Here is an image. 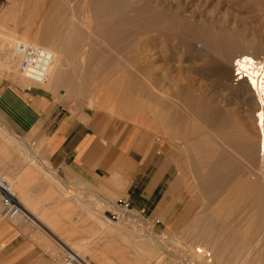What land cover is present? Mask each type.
<instances>
[{
	"label": "rangeland",
	"instance_id": "obj_1",
	"mask_svg": "<svg viewBox=\"0 0 264 264\" xmlns=\"http://www.w3.org/2000/svg\"><path fill=\"white\" fill-rule=\"evenodd\" d=\"M53 1L60 3L58 7L61 14L57 18L54 17L55 20L52 19L53 17L48 18L49 15L47 16L49 14L47 10ZM83 1L87 3L85 5L89 6L88 8L85 7ZM10 2L14 7L12 10L16 13L17 23L15 25L18 27L12 32L16 31L15 35L18 37L10 36L13 34L12 32L10 34L5 30H0V71L2 70L23 88L47 92L64 113L75 116L87 114L108 117L112 122L110 126L115 131L135 128L148 135L152 142L156 143L157 151L171 157L177 163L181 173L182 187L189 195L186 198L187 202L184 203L185 214L182 221L178 224L172 223V226L168 228H162L159 223L153 222L146 216L143 217L141 211L138 210L131 211V215L124 220L111 222L108 219V212L116 210L114 201L123 195L116 194L108 198L104 188H95L88 184L77 185L75 179L63 176L52 167L48 151L41 139L16 135L0 118V131L2 129L4 134L1 135L2 132H0V175L9 178L15 192H18L20 187L26 191L28 189L31 201H27L26 205H31L34 202L32 205H35L36 208L33 206L35 208L33 209L32 205L29 207L40 219L39 223L24 216V219L30 224L20 230L22 245L30 244L31 247L26 254L21 255L16 264H65L68 254L74 256L76 264H83L79 256H75L69 251V247L83 257L88 264H160L163 257L164 264H177L175 260L180 261V258L177 257L179 256L177 254L178 246L190 250H193L194 247V251L198 247L203 248L204 252L210 253L214 264L224 262V259L223 262H220V256L226 258L235 256L228 264H264V236H257L255 228L250 222L259 213L261 206L264 207V204L258 203L259 194H264V172L263 160L259 156V129L254 115L257 105L251 101L244 92L245 90L239 87L238 81L233 76V60L238 50L246 49L258 60L264 58V0H163L162 3L168 9V13L175 17L178 16L179 23L176 33L167 31L164 36L155 31L147 32L139 36L143 39V47L136 49L142 51L145 62L149 64L150 69H154L151 71L150 79L153 81L158 79L157 88H167L169 94L162 95L160 93L161 96L160 94L159 96L151 94L147 88L148 85L142 83L136 87L135 93L131 92L133 97L130 96V98L132 99L126 98V104L131 106V109L126 111L121 107L124 98L119 95L122 98L120 100L118 95L112 91L111 93L109 89H113L112 86L115 88L116 85L121 90H127L130 87L129 91H133L131 89L135 86H131L133 79H130L132 76L130 72L134 69L135 77L139 73L135 68L130 67V61L127 59L136 53L130 55L129 52H124L121 56V58L123 57L122 61H120L124 64L111 63L112 60L116 62L114 60L118 58V55L107 43L108 41L106 42L107 38L105 37L111 32L110 30L114 31L115 26L109 15L99 14L100 4L97 0H77L73 3L75 7H78L75 11L76 16L69 13L68 6L63 0L60 2L59 0H0L1 12L10 5ZM35 5L43 9L45 6V9L39 8L38 12H35L37 8ZM102 17H107L109 22L105 20L107 18L102 19ZM186 21H188L187 24L194 22V40L182 35V28L187 27ZM86 24L90 26H86ZM103 25L106 26L101 27ZM108 25H111L109 28H113L109 32L107 29L106 34L104 28H107ZM85 26L88 29L92 27L87 30ZM204 26L231 35L230 46L222 51L212 50L205 46L195 35L196 28ZM88 31L91 34L90 36L87 33L90 36L91 49L88 53L89 56L87 55L89 58H86L88 59L86 63L88 61L90 63H87L88 65L84 63V66L78 64L79 68L75 75L77 80L74 76L72 77L75 85H77L76 82H79L78 88L75 86L74 93L76 94L71 92L66 84L49 85V76L44 83L32 80L34 83L32 88L25 87L21 83L26 77L20 72V58L14 52V48L18 43H22L20 41L24 36H21L22 34L26 33L31 38L35 34L37 45L45 47L50 52H52L55 42L61 40L57 54L62 64L59 69L61 74H64L66 72L64 65L66 39L69 40L72 35H77L82 41L85 39V32ZM5 32L9 34L6 35ZM182 37H184V42L180 40ZM94 45L96 47L101 45L99 47L101 51ZM241 46L243 48H239ZM127 68L132 71H126ZM78 69L79 72H77ZM120 69L127 73L122 72L123 70L120 72ZM51 70L52 68L49 72ZM126 74L129 75V79L126 78ZM86 75V81H84ZM121 75L122 77L119 78ZM140 75L139 79L144 78ZM123 79L125 80L122 82ZM141 80L145 82L146 78ZM79 89L82 91L80 92ZM79 93H82L83 97ZM114 95L118 100L115 98L116 96L113 97ZM90 101H92V105L89 103ZM95 103L97 104L95 105ZM118 104L120 105L118 106ZM5 135L10 137L6 139ZM237 140H240L241 143ZM10 141L12 142L9 143ZM198 143L211 145L218 150L222 157L211 158L212 160L205 159L199 155ZM253 143H256L255 147L257 148L255 160L249 157L247 159L240 147V145L252 146ZM15 144L19 145L17 149ZM23 155L28 156L24 159ZM224 155L227 156L226 159ZM32 157L33 159L35 157L34 161L36 162L31 161ZM14 162L18 165L15 166ZM40 165L43 168H40ZM41 169L55 171L56 175L65 182V191L60 188L59 190L52 189V192L50 188L44 187L43 191L47 188L46 191L49 190L48 193H44L40 186V181L44 177L42 175L44 171ZM229 170L233 172L231 181L226 179ZM213 175H218V177L216 176L217 180L221 178L217 183H213L214 186L211 182V180L214 182ZM40 176L41 178H38ZM204 178L207 179L210 186L207 185ZM20 181L24 182L23 186L19 184ZM217 184L221 185L222 191L218 189ZM216 189L221 192L218 194ZM228 193H236L238 196L230 198ZM105 201L108 203L106 204ZM110 202L112 203L110 204ZM87 207L97 210L99 213L87 211L90 209ZM100 214L107 218H103ZM98 217L100 219H97ZM215 217L219 221L213 228L212 218L215 219ZM99 221H103L104 224ZM130 221L134 222L137 228L130 226ZM7 223L16 222L0 216V225ZM193 223V229L187 230L188 226ZM212 228L214 236L208 238L210 242L207 243L202 240V234ZM128 230H132V233ZM34 232L36 234H33ZM57 237H60L61 240ZM155 241L158 243L163 241L166 244L165 248L163 245L158 246ZM140 243L154 247L155 253L152 256L143 255ZM236 256H239L240 259L239 257L237 259Z\"/></svg>",
	"mask_w": 264,
	"mask_h": 264
},
{
	"label": "crops",
	"instance_id": "obj_2",
	"mask_svg": "<svg viewBox=\"0 0 264 264\" xmlns=\"http://www.w3.org/2000/svg\"><path fill=\"white\" fill-rule=\"evenodd\" d=\"M13 8L10 2L0 10V24L12 22ZM0 118L16 135L41 139L52 167L77 185L104 188L108 198L123 195L133 210L162 228L182 221L189 195L181 173L148 135L135 128L115 131L108 117L64 113L47 92L23 88L2 71ZM19 228L24 229L20 222L0 225V264H16L30 250V244L22 245ZM140 245L143 255L155 253L149 244Z\"/></svg>",
	"mask_w": 264,
	"mask_h": 264
},
{
	"label": "bare ground",
	"instance_id": "obj_3",
	"mask_svg": "<svg viewBox=\"0 0 264 264\" xmlns=\"http://www.w3.org/2000/svg\"><path fill=\"white\" fill-rule=\"evenodd\" d=\"M39 1H41V0H39ZM60 1H62V0H59V2ZM162 1L163 0H97V2H99V4H100V12H99V14L101 13L102 14V16L104 15V14H107V16L109 15V17L112 19V24L115 26V29H114V31H112V30H110L111 28H113V27H111V28H109L111 25H108V27L107 28H104V33H106L107 34V29H108V32H109V30L111 31V32H109L108 33V35H106V37L105 38H107V40H106V42L108 43V44H110V46H112V48H113V50L114 51H116L117 52V55H118V58H116L114 61H116V62H113V60H112V64H114V63H117L118 65H119V63H120V61H122V58H121V56H123V54H124V52H129L130 53V55H131V53H136V55L135 54H133V55H131V56H129L128 57V59L127 60H129L130 61V67H133V68H135L136 70H137V72L139 73V74H141L140 75V77L142 76H144V78H146V80H145V82L143 81L142 82V80L141 79H143L144 80V78H141V79H139V74H137L136 75V77H135V74L136 73H134L133 74V71H134V69H133V71L132 70H130V68L128 69H126V71H128L129 70V72L130 71H132V72H130V75H132V76H130V79L132 78L133 79V81H131L132 82V85L131 86H135L134 88H132L131 90H133V91H129L130 89V87H128V89L127 90H125V89H123V90H121V89H119V88H117L116 87V85H115V88H114V86H112L113 87V89L112 88H108L109 89V91L111 92H113L114 94H117L118 95V97H119V95H120V97H122V98H124V103H123V101H122V104H121V102H120V104L122 105L121 107H123V109L126 111V110H128V109H131V106L130 105H128V104H126V98H129V99H132V98H130V96H132V93L131 92H134L135 93V89H137L136 87L138 86V85H140V84H147L148 86H147V88L149 89V91H150V93L151 94H154V95H158L159 96V94L161 93L162 95L163 94H169V90H167V88H163V89H159V88H157L158 86H157V84L159 83V80L158 79H155L154 81L152 80V79H150L151 78V76H150V74H151V71H152V69L153 68H151L150 69V66H149V64L147 63V62H145L146 60L143 58V54H142V51L140 50L139 51V49H140V47L144 44L143 43V39H141L139 36L140 35H143V34H145V33H147V32H151V31H155V32H158L160 35H164L165 36V34L167 33V31H172V32H175L176 31V28H177V25H178V16L177 17H175L174 15H172L171 13H168V9H166L165 8V6L163 5V3H162ZM43 2V1H42ZM58 2V1H57ZM63 2L64 3H66V5L68 6V11H69V13L71 14V15H75L76 13H75V11H77L76 10V7H75V5H73V3H75V2H77V0H63ZM84 2V1H83ZM94 2V1H93ZM93 2H91V3H93ZM249 2H251V1H249ZM254 2V1H253ZM263 2V1H262ZM79 3V2H78ZM238 3H239V1H238ZM58 4H60V3H56V2H52V4H51V6H50V8L47 10V12L49 13V14H47V16H48V18H52V19H54V17H59V15L61 14L60 13V10H59V7H58ZM80 4V3H79ZM78 4V6H81V5H79ZM85 4H87L86 2H84V5ZM90 5V4H89ZM32 6V5H31ZM36 6V5H35ZM37 7V8H36ZM35 8H36V10H35V12H38L37 10H39V8H41L40 6L38 7V6H36ZM85 7H89V6H86L85 5ZM84 7V8H85ZM31 8V7H30ZM34 8V9H35ZM83 8V7H82ZM90 8H91V6H90ZM43 8H41V10H42ZM44 9H45V6H44ZM43 9V10H44ZM77 9H78V7H77ZM154 9H156L157 11H155ZM98 10V9H97ZM170 10V9H169ZM94 11V10H93ZM88 13V10H87V12H86V14ZM85 14V15H86ZM51 15V16H50ZM70 15V16H71ZM94 15H95V17H96V14L94 13ZM93 15V16H94ZM69 16V15H68ZM76 16V15H75ZM88 16V15H87ZM98 17H100V16H98ZM55 18V19H56ZM72 18V17H71ZM75 18V17H74ZM91 18V17H90ZM97 18V17H96ZM105 18H107V17H105ZM105 18H103L102 17V19H105ZM16 19H17V17L15 16V18L12 20V22L10 23V24H8V25H5V24H0V30H5V31H7V32H9L10 34H11V32L12 31H14L15 30V28L17 27V25H15V23H17L16 22ZM54 19V20H55ZM92 19V18H91ZM180 19V18H179ZM80 20V19H79ZM101 20V19H100ZM105 20H108V18L107 19H105ZM83 21V20H82ZM93 21V20H92ZM68 22V21H67ZM102 22H105V21H103L102 20ZM107 22H109V20L107 21ZM187 22L188 21H186V24H187ZM55 23V22H54ZM74 23V22H73ZM76 23V22H75ZM83 23V22H82ZM51 24V23H50ZM84 24V23H83ZM184 24V23H183ZM53 25V24H52ZM69 25V24H68ZM99 25H101V24H99ZM180 25V24H179ZM86 26H90L89 24L87 25L86 24ZM86 26H85V28H86ZM97 26V25H96ZM95 26V27H96ZM106 26V25H105ZM104 25L103 26H101V27H105ZM186 26V25H185ZM38 27H40V26H38ZM92 27V26H91ZM90 27V28H91ZM97 27H100V26H97ZM96 27V28H97ZM18 28V27H17ZM73 28V27H72ZM90 28L88 29V27L86 28L87 30H90ZM94 28V27H93ZM38 29H40V28H38ZM37 29V30H38ZM73 29H75V28H73ZM99 29V28H98ZM180 29V28H179ZM183 30H182V35L183 36H187V37H189V38H191V40H194V22L193 23H191V24H187V27H184V28H182ZM215 29V28H214ZM214 29H211V28H208V27H203V28H196V30H195V32H196V37L198 38V40H200V42H202L205 46H207V47H209L210 49H212V50H220V51H222V50H225L228 46H230L229 44H230V42L232 41V36L231 35H228V34H226V33H224V32H221V31H219V30H214ZM69 30V29H68ZM72 30V29H71ZM86 30V31H87ZM95 30V29H94ZM100 30V29H99ZM98 30V31H99ZM178 30V29H177ZM101 31V30H100ZM24 32H26V31H24ZM72 32V31H71ZM71 32H69V33H71ZM76 32V31H75ZM3 33V32H2ZM6 33V32H5ZM9 33H6V35L7 34H9ZM13 33V32H12ZM15 33H16V31L13 33V34H11L10 36H14L15 35ZM73 33H74V31H73ZM72 33V34H73ZM86 33V36H85V39L84 40H82V41H80L79 40V36H77V35H72L70 38H69V40L68 39H66V41H67V43H66V41H65V43H66V54H65V57H64V65H65V67H66V72L64 73V74H61V71H60V69H59V67H62L61 65V62H60V57H59V55L57 54V52L59 51V49H60V46H61V43H60V41L61 40H58L57 42H55V44H54V47H53V49H52V52H50L48 49V51L52 54V56H53V59H52V63H51V66H50V68H52V70H51V72H49L48 71V73H49V75H47V78H48V76H49V78H50V80L48 81L49 82V85H52V86H55V85H59V84H66V86H68L69 88H70V90H71V92H73L74 93V91H76V89H75V86L78 88V86L77 85H79L78 83L79 82H76L77 83V85H75V82L72 80V77L74 76V78L76 77L75 75H76V70H77V68H79L78 67V64H82L83 66H84V63H86V60H88V59H86V58H89V57H87V55L89 56V50L91 49V41L89 40V37L91 36V34H89V31L88 32H85ZM87 33L90 35V36H88L87 35ZM101 33H103V32H101ZM100 33V34H101ZM176 33V32H175ZM180 33H181V30H180ZM67 34V33H66ZM75 34V33H74ZM24 35V36H23ZM17 35H15V37H16ZM20 36V35H19ZM21 36H23L21 39H20V41L22 42V43H26V44H28V45H33V46H36V47H41V48H44V49H46L45 47H43V46H41V45H37V42H36V36H35V34H34V37L33 38H31L30 36H27V34L25 33V34H22ZM70 36V35H69ZM100 37H101V35H99ZM103 36V35H102ZM105 36V35H104ZM103 36V37H104ZM18 37V36H17ZM184 37H182L180 40L182 41V42H184V39H183ZM56 41V40H55ZM234 42H235V40H233ZM102 42V41H101ZM105 42V41H104ZM21 43V44H22ZM29 43H33V44H29ZM98 43V42H97ZM106 43V44H107ZM63 44V43H62ZM99 44V43H98ZM236 44V43H235ZM192 45V44H191ZM95 46V45H94ZM96 47V46H95ZM94 47V48H95ZM99 47H101V45H99ZM99 47H96L97 49H99ZM143 47V46H142ZM95 48V49H96ZM136 48H139L138 50L136 49ZM239 48H243L242 46L241 47H239ZM96 49V50H97ZM101 49V48H100ZM99 49V50H100ZM134 49H135V51H134ZM194 49V48H193ZM95 50V51H96ZM103 50V49H102ZM93 51V50H92ZM101 51V50H100ZM134 51V52H133ZM14 52L16 53V55H18L19 56V58H20V66H19V68H20V72L22 73V75L24 76V77H26V78H24L22 81H21V83L25 86V87H30V88H32L33 87V81H35V82H38V83H44V82H46L47 81V78L44 80V81H37V80H34V79H32V78H30V77H27V76H25V74L23 73V71H22V69H21V55L20 54H18V52L16 51V46H15V48H14ZM99 54V53H98ZM102 54V53H101ZM94 55V54H93ZM101 56H103V55H101ZM100 56V58H102ZM114 57V56H113ZM91 58V57H90ZM104 58V57H103ZM98 59H99V57H98ZM92 60V62H93V59H91ZM123 61H126V60H123ZM109 62V61H108ZM128 62V61H127ZM126 62V63H127ZM88 64L90 63L89 61L87 62ZM86 63V64H87ZM123 63V62H122ZM122 63H120V64H122ZM87 64V65H88ZM94 64V63H93ZM109 64V63H108ZM111 64V65H112ZM124 64V63H123ZM91 65V64H90ZM116 65V64H115ZM86 66V65H85ZM93 66V65H92ZM233 66H234V70H233V76H234V78H235V80L236 81H238V85H239V87H242L244 90V92L247 94V96L251 99V101H253L256 105H257V108L255 109V113H254V115H255V119H256V125H257V127H258V129H259V156H260V158H261V160H263V172H264V89H262V82H264V58L262 59V60H258V59H255L252 55H250V53L246 50V49H240V50H238V52H237V54H236V57L234 58V60H233ZM1 67V66H0ZM89 68H90V66H88ZM88 67H86V68H88ZM94 67H96V66H94ZM118 67V66H117ZM153 67V66H152ZM50 68H49V70H50ZM2 69H3V67H2ZM81 69V68H80ZM83 69V68H82ZM124 69V68H123ZM123 69H120L119 71L121 72V70H123ZM88 70V69H87ZM86 70V71H87ZM154 70V69H153ZM2 71V70H1ZM3 71H4V69H3ZM112 71V70H111ZM77 72H79V69H78V71ZM90 72V71H89ZM88 72V73H89ZM122 72H125L124 70L122 71ZM81 73V72H80ZM125 73H127V72H125ZM84 74V73H83ZM129 74V73H128ZM80 75V74H79ZM88 75V74H87ZM87 75L85 76V80L84 81H86V77H87ZM120 75V74H119ZM77 76H78V74H77ZM82 76V75H81ZM126 78H128L129 77V75H127L126 74ZM68 77V78H67ZM84 77V76H83ZM118 77V76H117ZM120 77H122V75L121 76H119V78ZM135 77V78H134ZM76 79V78H75ZM82 79V78H81ZM129 79V78H128ZM33 80V81H32ZM77 80V79H76ZM80 80V79H79ZM116 80V79H115ZM119 80V79H118ZM125 79H123V80H121L122 82L124 81ZM162 80L160 79V82H161ZM83 82V81H82ZM111 82V81H110ZM119 82V81H118ZM126 82V81H125ZM84 83V82H83ZM116 83V82H115ZM121 83V82H120ZM81 84V83H80ZM110 84V83H109ZM122 84V83H121ZM145 84V85H146ZM188 84V83H187ZM111 85V84H110ZM123 85V84H122ZM189 85V84H188ZM185 86V85H184ZM48 87V86H47ZM146 87V86H145ZM80 88V87H79ZM123 88V87H122ZM187 88V87H186ZM81 89V88H80ZM79 89V90H80ZM84 89V88H83ZM237 89H239V88H237ZM78 90V91H79ZM105 90V89H104ZM106 90H107V88H106ZM114 90V91H113ZM125 90V91H124ZM82 90H80V92H81ZM87 91V90H86ZM103 91V90H102ZM137 91V90H136ZM104 92V91H103ZM111 92V93H112ZM78 93V92H77ZM95 93V92H94ZM137 93V92H136ZM181 93V92H180ZM72 94V93H71ZM74 94H76V93H74ZM83 94H85V93H83ZM110 94V93H109ZM161 94H160V96H161ZM79 95H81L82 97H83V95H82V93H79ZM78 95V96H79ZM112 95V94H111ZM135 95H137V94H135ZM144 95V94H143ZM146 95H147V93H146ZM71 96V95H70ZM77 96V95H76ZM116 95H114L113 97H115ZM246 96V95H245ZM67 97V96H66ZM87 97H90V96H87ZM119 97V98H120ZM133 97V96H132ZM139 98H141L140 96H138ZM149 97V96H148ZM157 97V96H156ZM93 98V97H92ZM99 98V97H98ZM102 98V97H101ZM108 98V97H107ZM116 99H117V96L115 97ZM122 98H120V100L122 99ZM144 98V97H143ZM162 98V97H161ZM160 98V99H161ZM164 98V97H163ZM247 98V97H246ZM87 99V98H86ZM94 99V98H93ZM97 99V98H96ZM104 100H105V98H103ZM157 99V98H156ZM91 100V99H90ZM110 100H112V99H110ZM118 100V99H117ZM139 100V99H138ZM93 101V100H92ZM92 101H90L89 103L91 104L92 103ZM99 102H100V100H98ZM103 101V100H102ZM116 101V100H115ZM151 101V100H150ZM129 102V101H128ZM104 103V102H103ZM107 103H109V102H107ZM119 103V102H118ZM143 103V102H142ZM94 104V103H93ZM97 103H95V105H96ZM102 104V103H101ZM110 104V103H109ZM120 104H118V106L120 105ZM123 104H124V106H123ZM92 105V104H91ZM117 106V107H118ZM135 106V105H134ZM90 107H92V106H90ZM125 107V108H124ZM119 108V107H118ZM139 108V107H138ZM120 110H122V108H120ZM124 111V112H125ZM143 111V110H142ZM118 112V111H117ZM133 112H135V111H133ZM123 114V113H122ZM126 114V113H125ZM135 114V113H134ZM127 115H129V114H127ZM140 115V114H139ZM214 116V115H213ZM138 118V117H137ZM135 119V118H134ZM137 120V119H136ZM3 122V121H2ZM220 125V124H219ZM223 126V125H222ZM225 128V127H224ZM3 130L1 129V131L0 132H2ZM227 131V130H226ZM4 133H6V131H4ZM3 134V132L1 133V135ZM4 135V134H3ZM10 135H12V134H10ZM6 136V139L7 138H9L10 136H8L7 137V135H5ZM232 138H233V136H231ZM237 139V138H236ZM11 140V139H10ZM13 140V139H12ZM16 141V140H15ZM15 141H14V143H15ZM239 143H241L240 142V140H237ZM6 142V141H5ZM12 141H10L9 143H11ZM255 142V141H254ZM13 143V144H14ZM18 143V142H17ZM200 143V142H199ZM198 143V151L200 152H198L199 153V155L200 156H202V157H204L205 159L206 158H210V160H212L211 158H221L222 156L218 153V150L217 149H215V148H213L211 145H206V144H199ZM202 143V142H201ZM3 144H5L4 142H3ZM2 144V145H3ZM20 144V143H19ZM211 144V143H210ZM212 144H214L213 142H212ZM9 145V144H8ZM238 145V144H237ZM255 145H256V143H253V145L252 146H250V145H248V146H246V145H240V147H241V149H242V152H243V154H245L246 155V157H247V159H248V157L249 158H251V159H253V160H255V155H256V147H255ZM0 146H1V144H0ZM15 146H16V149H17V147L19 146V145H17V144H15ZM21 146V145H20ZM195 147V146H194ZM196 147H197V145H196ZM2 148V147H1ZM19 149V148H18ZM8 150V149H7ZM220 151V150H219ZM17 152V151H16ZM1 153V152H0ZM6 153H9V152H6ZM23 153V152H22ZM224 153V152H223ZM28 154V153H27ZM228 154V153H227ZM12 155V154H11ZM226 155V154H225ZM224 155V156H225ZM230 155V154H229ZM1 156V155H0ZM27 156L28 155H26V156H24L23 155V158L24 157H26L27 158ZM21 157V156H20ZM226 157L227 156H225L224 158L226 159ZM230 157V156H229ZM228 157V158H229ZM245 157V156H244ZM245 157V158H246ZM15 158V157H14ZM18 159H21V158H18ZM25 159V158H24ZM34 159H35V157H34ZM34 159H33V157H32V159H31V161L32 162H36V161H34ZM17 160V159H16ZM36 160V159H35ZM41 160V159H40ZM219 160V159H218ZM224 160V159H223ZM250 160V159H249ZM252 160V161H253ZM12 161V160H11ZM15 161V160H14ZM20 161V160H19ZM230 161V160H229ZM42 162H43V160H42ZM220 162H221V160H220ZM48 163V162H47ZM219 163V162H218ZM233 163V162H232ZM238 163V162H237ZM17 164V163H16ZM16 164H15V162H14V165L16 166ZM29 164V163H28ZM36 164H38V163H36ZM41 164V163H40ZM18 165V164H17ZM41 165H43V164H41ZM40 165V166H41ZM38 166H39V164H38ZM43 166H45V165H43ZM2 167V166H1ZM20 167V166H19ZM18 167V168H19ZM48 167V166H47ZM217 168H218V166H216ZM36 168V167H35ZM40 168H43L42 166L40 167ZM213 168H215V167H213ZM17 169V168H16ZM233 169V168H232ZM42 171H44V173L42 174V175H44V177H43V180H41L40 181V186L42 187V191H43V188L45 187H48V188H50V190H59L60 188H63L64 189V191H65V188H64V186H65V182H63L62 180H61V178H59L57 175H56V173H55V171L53 172L52 170L51 171H49V170H45V169H41ZM222 170V169H221ZM21 172V171H20ZM42 173V172H41ZM219 173V172H218ZM213 174H215V173H213ZM41 175V176H42ZM210 175V174H209ZM41 176L40 177H38V178H41ZM215 176V177H214ZM216 176L218 177V175H213V180H214V182L211 180V182H212V185H213V183H217L218 182V180H220L221 178H219L218 180L216 179ZM232 176H233V172H231V170H229V172H227V177H226V179H228V180H230L231 181V179H232ZM0 179H5V180H7L8 182H9V184H10V189H11V191L15 194V196H16V198H17V200H18V202H19V204H20V207H21V213H19L18 215H17V217L16 218H14V219H7V218H5V217H3L1 214H0V216L1 217H3V218H5V219H7V220H15V222H20L21 223V226L23 227V228H25L26 226H28L29 224H28V221L26 220V219H24V216H26V217H28V218H30V219H33L34 221H37V222H39L40 223V219H38V217H36V215H35V212H34V210H32V209H30L31 207H29V206H31V205H26V203H27V201H31V198L28 196V189H27V191H26V189H21V187L19 188V193L18 192H15V190H14V188H13V184H12V182L10 181V180H8L6 177H3L2 176V174L0 175ZM207 179H209V176H207ZM206 178H204V181H206L207 180ZM217 180V181H216ZM225 180V179H224ZM228 180H225V181H228ZM207 182V181H206ZM24 182L23 181H20L19 182V184L21 185V186H23L24 184H23ZM208 183V182H207ZM222 184V183H221ZM229 184H230V182H229ZM208 186H210V183H208L207 184ZM206 185V186H207ZM216 185V184H215ZM218 185V184H217ZM16 186V185H15ZM204 186V185H203ZM205 186V187H206ZM214 186V185H213ZM212 186V187H213ZM220 186V187H219ZM54 187H56V188H58V189H56V188H54ZM216 187V186H215ZM215 187H213V188H215ZM26 188V187H25ZM40 188V187H39ZM47 188V189H48ZM67 188V187H66ZM75 188V187H74ZM77 188V187H76ZM203 188V187H202ZM221 185H218V189L219 190H221ZM230 188V187H229ZM47 189H45V191H43L44 193L45 192H49V190L48 191H46ZM218 189H216V190H218ZM53 190H52V192H53ZM67 190V189H66ZM218 190V194H219V192H221V191H219ZM231 190H233L232 189V187H231ZM61 191V190H60ZM214 191V190H213ZM228 191V190H227ZM43 192H42V194H43ZM67 192V191H66ZM212 192V191H211ZM18 193V194H17ZM63 193V192H62ZM61 193V194H62ZM70 193V192H69ZM51 194V193H50ZM214 194V193H213ZM229 195H230V198L231 197H233V196H235V195H237L236 193H228ZM41 195V194H40ZM79 195V194H78ZM44 196V195H43ZM46 196H48V195H46ZM214 196H215V194H214ZM238 196V195H237ZM20 197H23L24 198V200H22ZM50 197H51V195H50ZM49 197V198H50ZM81 197V196H80ZM48 198V199H49ZM78 198V197H77ZM121 198H123V197H121ZM34 200V199H33ZM32 200V201H33ZM77 200H79V199H77ZM70 201V200H69ZM68 201V202H69ZM94 201V200H93ZM59 202V201H58ZM106 202V201H105ZM90 203H91V201H90ZM108 202H106V204H107ZM205 203V202H204ZM208 203V202H207ZM258 203H260V205H263L264 204V194L263 193H261V194H259V196H258ZM28 204V203H27ZM58 204V203H57ZM83 204V203H82ZM103 204V203H102ZM92 205V204H91ZM98 205H100V204H98ZM33 206H35V205H32V207ZM77 206V205H76ZM81 206V205H80ZM94 206V205H93ZM60 207V206H59ZM99 207V206H98ZM35 208H36V206H35ZM34 207H33V209H35ZM74 208V207H73ZM87 208H90V207H87ZM115 208H116V201H115ZM38 209V208H37ZM94 209V208H93ZM87 211H92V213L93 212H96L95 210H91V208L90 209H87ZM87 211H86V213H87ZM110 211V210H109ZM132 211H133V209H132ZM97 213H99L98 211H97ZM37 214V213H36ZM101 214H103V213H101ZM100 214V216H102L103 218L105 217V218H107L105 215H101ZM44 215V214H43ZM88 215V214H87ZM38 216V215H37ZM85 219V218H84ZM97 219H100L99 217L97 218ZM111 222H113V220H111L110 218H108ZM213 220H212V225H213V228L215 227V226H217L216 224H217V221H219V219L217 218V217H215V219L214 218H212ZM76 220V219H75ZM96 220V219H95ZM203 220V219H202ZM99 222H101V224H104V222L103 221H99ZM251 223H252V226L255 228V234L257 235V236H259V237H261V236H264V207H262L261 206V209H260V211H259V213L253 218V219H251V221H250ZM80 223V222H79ZM73 224V223H72ZM39 225V224H38ZM82 225V224H81ZM121 225V224H120ZM130 226H134V227H136L137 228V226L136 225H134V222H132V221H130ZM81 227V226H80ZM87 227V226H86ZM95 228V227H94ZM123 228V227H122ZM124 228H126V227H124ZM128 228V227H127ZM212 228V229H213ZM93 229V228H92ZM98 229H99V227H98ZM210 230V231H205V232H203V237H202V240H205V242H207V243H209L210 241H208V238H211V237H213L214 236V229L213 230ZM19 230H20V228H19ZM26 230V229H25ZM100 230V229H99ZM50 231V230H49ZM95 231V230H94ZM128 231H131V233H132V230H128ZM51 232H52V230H51ZM134 232V231H133ZM99 233V232H98ZM150 233V232H149ZM33 234H36L35 232L33 233ZM54 234V233H53ZM56 234V233H55ZM134 234V233H133ZM57 235V234H56ZM145 235V234H144ZM137 236H138V234H137ZM146 236V235H145ZM144 237V236H143ZM89 238V237H88ZM41 239V238H40ZM54 239H56V238H54ZM57 239H59V240H61V238L60 237H57ZM82 241V240H81ZM45 242V241H44ZM156 242V244L158 245V246H162L163 245V248H165V246H166V244L165 243H163V241H159V243L157 242V241H155ZM154 242V243H155ZM64 243V242H63ZM160 243H162L161 245H160ZM67 244V243H66ZM179 248H177V254L179 255V256H177V257H179L180 258V261H176L175 259V262L177 263V264H184V262H182V260H184V257H188V258H190V259H188V260H190V261H194V262H196V264H214V262H213V259H212V257H211V255H209L210 256V258H211V261H208V257H206L207 256V254H210V253H206V252H204L202 249L203 248H200V247H198V248H196L195 249V251H194V247H193V250H190L189 248H186V247H180V246H178ZM69 249V251H71V253H73L75 256H79V258H80V260H81V262L83 263V264H88V262H86L85 260H84V258L83 257H81L77 252H75V251H73L72 250V248H68ZM235 252V251H234ZM194 253H195V257H194ZM68 257H72V258H74V256L73 255H71V254H68ZM67 257V258H68ZM235 256H233V257H229V259H227L225 256H220V258L219 259H221V261L220 260H218V261H220V262H223L222 260L224 259V264H228V263H230L231 262V260H233V258H234ZM237 257V256H236ZM239 257V256H238ZM238 257H237V259H238ZM257 258V257H256ZM239 259H240V257H239ZM245 259V258H244ZM225 261H227V262H225ZM164 262V257H163V260H162V262L160 263V264H164L163 263ZM222 263V264H223ZM234 263V262H233ZM237 263V262H236ZM65 264H67V259H66V262H65ZM166 264V263H165ZM240 264H245V263H240Z\"/></svg>",
	"mask_w": 264,
	"mask_h": 264
},
{
	"label": "built area",
	"instance_id": "obj_4",
	"mask_svg": "<svg viewBox=\"0 0 264 264\" xmlns=\"http://www.w3.org/2000/svg\"><path fill=\"white\" fill-rule=\"evenodd\" d=\"M16 51L21 55V69L25 76L37 81H44L47 78L49 68L52 63V54L44 48L28 44L18 43ZM20 204L15 194L10 189V184L5 179H0V214L7 219H14L21 213ZM130 202L125 198H119L116 201V210L108 212V218L115 221H121L131 215ZM207 254L208 261L211 258ZM184 257V264H196L194 261ZM67 264H76L74 258L68 257Z\"/></svg>",
	"mask_w": 264,
	"mask_h": 264
},
{
	"label": "snow or ice",
	"instance_id": "obj_5",
	"mask_svg": "<svg viewBox=\"0 0 264 264\" xmlns=\"http://www.w3.org/2000/svg\"><path fill=\"white\" fill-rule=\"evenodd\" d=\"M261 86H262V89H264V82H262V85Z\"/></svg>",
	"mask_w": 264,
	"mask_h": 264
}]
</instances>
